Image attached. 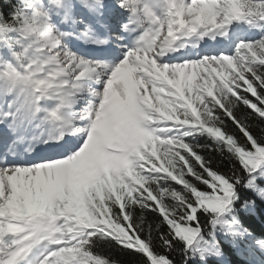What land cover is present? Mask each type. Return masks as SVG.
Returning a JSON list of instances; mask_svg holds the SVG:
<instances>
[{
  "label": "snow or ice",
  "instance_id": "6c2138e0",
  "mask_svg": "<svg viewBox=\"0 0 264 264\" xmlns=\"http://www.w3.org/2000/svg\"><path fill=\"white\" fill-rule=\"evenodd\" d=\"M257 220L264 0L0 3V264H264Z\"/></svg>",
  "mask_w": 264,
  "mask_h": 264
},
{
  "label": "trees",
  "instance_id": "16d2710c",
  "mask_svg": "<svg viewBox=\"0 0 264 264\" xmlns=\"http://www.w3.org/2000/svg\"><path fill=\"white\" fill-rule=\"evenodd\" d=\"M0 3H3V0H0ZM253 227L257 230V232L261 231L262 229H264V226H262L259 221H253ZM123 259L125 260H128V259H131V257H128V256H125V257H122Z\"/></svg>",
  "mask_w": 264,
  "mask_h": 264
}]
</instances>
